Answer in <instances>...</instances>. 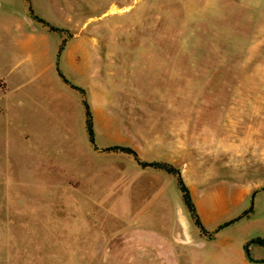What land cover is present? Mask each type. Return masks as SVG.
<instances>
[{"label": "rangeland", "instance_id": "obj_1", "mask_svg": "<svg viewBox=\"0 0 264 264\" xmlns=\"http://www.w3.org/2000/svg\"><path fill=\"white\" fill-rule=\"evenodd\" d=\"M6 3L29 5L51 19H66L60 6L69 11V21L51 24L67 37L93 42L104 64L109 58L108 96L101 82L93 87L94 146H129L143 160L163 158L177 166L205 231L179 189L165 213L153 207L140 218L138 211L157 201L151 185L157 175L133 176L132 155L91 153V145L82 153L76 102L59 92L55 119L40 113L31 119L43 123L32 155L25 150L22 118L8 116L9 103L0 98V264H174L181 254L183 264H247L244 244L264 235V201L255 200L248 217L218 227L264 189V0ZM59 35L41 27L22 48L27 36L10 34L13 52L0 46V74L22 80L43 70L56 73L48 58ZM59 77L57 91L64 84L79 93ZM16 94L11 101L18 105ZM78 150L83 156L74 158ZM176 203L202 245L173 241L166 228ZM248 247L256 255V247Z\"/></svg>", "mask_w": 264, "mask_h": 264}, {"label": "crops", "instance_id": "obj_2", "mask_svg": "<svg viewBox=\"0 0 264 264\" xmlns=\"http://www.w3.org/2000/svg\"><path fill=\"white\" fill-rule=\"evenodd\" d=\"M47 0H37V4H40L41 2H45ZM30 6L33 8L34 4L31 2ZM63 6H60V9L58 12L61 16H66V19H51L48 16H45L44 13H36L35 10H32V12L29 9V5L27 8L25 7H12L11 5L8 6L6 3V0H0V46L1 49L7 53L9 52L12 54L13 50V42L12 40H8L6 37H8L10 34H19V35H26V41L25 43H22V46H26V48L30 47V42L34 38V35L40 30L41 27H43L44 30L52 31L47 26L43 25L41 23L39 18H43L49 23L52 22H66L69 21V18H67V14L70 15L69 11L65 8H62ZM38 8V7H37ZM39 11V9H38ZM30 12L32 15H30ZM42 14L43 16H40ZM42 25V26H41ZM59 28H62L61 26H58ZM55 32V31H52ZM58 32L59 39L56 43L55 49H51L50 52V58H48L49 67H54L56 69V73H45L46 70L41 71L37 76L31 77L30 74H27L29 72H26L27 77H25L22 80H19L18 77H11L9 73L0 74V98L4 100L5 103L8 106H5V112H8V116L12 117H21L22 118V128L25 130V133H27L28 136H26L24 140L25 150L29 152V154H34L39 149H35L33 144L37 143V138L42 133L43 123H39L35 120V124L31 123L32 118H37V115L42 114L45 116V120L49 119H55L56 114L58 111L61 110V104H58L57 102V96L59 92L62 95L66 96V99H69L72 104L76 102L77 105V111L80 113L79 120H78V126H79V134H82L83 141H81L79 144L81 145L80 148L82 150V153L89 154L88 146L91 145V153H94L97 151L99 154L106 153H123V152H114V151H108L106 150V147L113 146L109 145L104 147V151H101V148H96L93 144H90L87 142V128L85 124V107L83 104V96L79 93H74L71 90H68L61 85V90L57 91L56 88V79L59 77L57 72V64L60 63V66L63 68V73L71 78L74 82H70L76 86H79L80 88H83L85 90V97L89 103L91 113L94 115L93 117V124H94V134H98L97 132V101L93 97V87L97 86L101 82V92L102 95L109 94V89L105 86L103 87V83L108 82L109 80V58H107L106 63L104 64L103 59V52L102 49L96 47L93 45V42L88 40H82L79 38L78 35L74 34L73 36H68L66 31L59 30ZM64 41V45L62 49H60V45ZM37 49V48H36ZM105 65V69H104ZM25 75V74H24ZM42 75V76H41ZM26 76V75H25ZM38 76H41L40 78ZM59 84L62 83V79L59 77ZM64 83V82H63ZM16 92H19L16 94ZM13 94H16L18 97V105L14 101H11L13 98ZM61 95V96H62ZM59 97V101L61 102L62 97ZM109 98L106 97V103H108ZM7 101V102H6ZM103 102V100H102ZM18 106L19 110H15L12 108H16ZM105 108H108V104ZM4 111V110H3ZM2 111V112H3ZM29 120V121H28ZM28 121V122H27ZM27 122V123H26ZM107 127H112L110 124H106ZM26 135V134H25ZM85 137V138H84ZM89 140V139H88ZM86 142V143H85ZM84 145L86 147H84ZM115 145V144H114ZM31 147V149H30ZM28 148V149H27ZM98 149V150H97ZM134 149V148H133ZM137 153L136 149H134ZM80 150L76 152V154H73L74 158H77L79 156H83L79 154ZM75 153V152H74ZM96 153V152H95ZM32 154V155H33ZM126 154V153H123ZM129 155V154H127ZM140 158V157H139ZM143 160L142 158H140ZM155 160V159H154ZM156 160H162L167 161V159H156ZM108 163V162H107ZM171 163V162H169ZM109 164V163H108ZM172 164V163H171ZM173 165V164H172ZM71 167H74L73 165ZM177 167V166H176ZM125 175V170H122ZM147 171H150L151 173H155L157 175V181L155 184L151 183V185L156 187V196L155 198L157 201L155 203H151L150 207L144 208L142 207V210H140L139 216L142 218L144 214H152L154 213L152 211L153 207L158 209L157 212L161 211V213H165V208L167 207V201L172 203L173 205V199L177 198L176 193L178 191V186L176 183V178L173 174L166 172L163 169H157L152 167H142L140 164L137 163V161L134 159L133 161V176H145ZM78 178V177H77ZM76 189V188H75ZM78 190V189H77ZM74 191H72L73 194ZM181 193V192H180ZM148 197V196H146ZM85 198H88V194L85 195ZM145 198V197H144ZM255 200L258 201H264V189L261 191H257L255 194H252L251 201H252V211L247 213L246 215L240 217H248L249 215L253 214L255 212ZM166 205V207H165ZM165 210V211H164ZM172 214V212H170ZM218 215H221V212H219ZM173 219H171L170 225L166 228L172 237V230H173ZM153 222V220H151ZM155 223V222H154ZM264 228V226H263ZM264 237V235H256ZM255 237V236H254ZM253 238V237H251ZM250 238V239H251ZM173 239V237H172ZM174 242H176L173 239ZM195 241V240H194ZM178 243V242H176ZM150 244V243H149ZM179 245H189V244H182L178 243ZM254 247L257 249L256 255H250V258L247 257V264H264V246L259 245L257 243H252ZM150 245H154L151 243ZM155 245H159V243H155ZM202 245V243H201ZM196 246V245H195ZM184 253V252H183ZM250 254V253H249ZM186 256L179 255L175 260L174 264H180L182 262V257ZM188 256V255H187ZM180 258V260H178Z\"/></svg>", "mask_w": 264, "mask_h": 264}, {"label": "trees", "instance_id": "obj_3", "mask_svg": "<svg viewBox=\"0 0 264 264\" xmlns=\"http://www.w3.org/2000/svg\"><path fill=\"white\" fill-rule=\"evenodd\" d=\"M27 1H30V0H27ZM30 11L32 12V9H30ZM39 19H40L41 23H43V25L47 26L52 31L62 30L61 28L49 23L48 21H46L43 18H39ZM63 43H64V41L60 45V49H62V47L64 45ZM58 73L63 78L64 81L69 83L71 87L78 89L80 91V93L82 94L83 104L85 107V124H86L87 132H88V139H89L90 143H92L94 145L95 135H94V129H93V125H92V113H91L89 103L85 97V94H86L85 90L83 88H80L79 86H76V85L70 83L61 71H58ZM106 150L114 151V152H123V153L129 154V155H132L134 157V159L137 161V163L140 164L142 167H152V168H157V169H163L166 172L173 174L176 178V183H177L178 189L181 192V197H182L183 203L187 207L188 211L190 212V214L194 220L195 225L200 230L205 231L204 226L201 223L198 214L196 213L195 205H194L193 200L191 198V194L189 192V189L186 186V184L184 183V181L180 175L179 168L175 167L174 165H172L169 162L162 161V160H152V161L141 160L139 158L138 154L135 152V150L129 146L113 145V146L106 147ZM252 208H253V206L251 204L250 207L248 209L244 210L238 217H236L235 219H233L229 222L224 223L223 225L219 226L218 229H220L224 225H228L229 223H231V222L239 219L240 217L246 215L247 213L252 211ZM250 243H257L259 245L264 246V237L255 236L244 244V246H243L244 251H245V254L248 258H250L249 247H248Z\"/></svg>", "mask_w": 264, "mask_h": 264}, {"label": "water", "instance_id": "obj_4", "mask_svg": "<svg viewBox=\"0 0 264 264\" xmlns=\"http://www.w3.org/2000/svg\"><path fill=\"white\" fill-rule=\"evenodd\" d=\"M189 228V221L182 212V207L176 203L172 230L173 239L178 243L200 246L201 242L194 241Z\"/></svg>", "mask_w": 264, "mask_h": 264}]
</instances>
